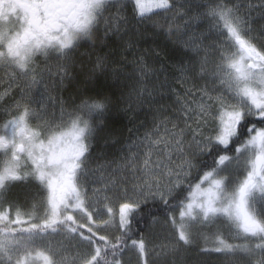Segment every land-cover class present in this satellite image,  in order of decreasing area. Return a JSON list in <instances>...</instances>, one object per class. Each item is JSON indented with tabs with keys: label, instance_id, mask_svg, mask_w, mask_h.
Segmentation results:
<instances>
[{
	"label": "snow or ice",
	"instance_id": "6c2138e0",
	"mask_svg": "<svg viewBox=\"0 0 264 264\" xmlns=\"http://www.w3.org/2000/svg\"><path fill=\"white\" fill-rule=\"evenodd\" d=\"M129 7L137 26L163 13L152 26L164 31L167 23L169 35L177 19L187 31L207 18L206 32L193 29L180 42L185 55L173 66L178 82L191 86L177 92L165 66L141 54L126 61L131 72L123 63L110 69L115 97L81 90L77 103L54 94L75 79L80 42L91 41L102 21L105 39L119 35ZM193 8L203 11L189 15ZM257 18L264 20V0H0V264H65L52 248L58 235L75 249L72 264H122L129 248L151 264L143 230L159 222L158 208L172 229L166 251L202 241L213 246L199 252L221 254L225 264H264V23L256 27ZM108 70L107 54H97L90 71ZM170 94L176 107L163 116L158 97ZM113 105L131 113L130 122L152 111L153 127L142 135L129 129L116 155L94 154ZM17 185L23 200L8 199ZM109 228L118 235L101 234Z\"/></svg>",
	"mask_w": 264,
	"mask_h": 264
},
{
	"label": "trees",
	"instance_id": "16d2710c",
	"mask_svg": "<svg viewBox=\"0 0 264 264\" xmlns=\"http://www.w3.org/2000/svg\"><path fill=\"white\" fill-rule=\"evenodd\" d=\"M200 2V0H197ZM197 11H203V9H195L189 11V15H193ZM112 13L115 12V9L112 8ZM128 15L130 17L127 26L123 25L121 22L120 27L122 31L119 35H110L108 38H104L103 23L101 22L100 29L96 31L93 35L91 41H81L79 45V50L77 49L73 53L74 60L76 61V69L74 70L75 79L71 82H67L66 87L62 93L57 90V93L61 94L65 100L71 102L73 98L76 99V102H79V97L81 95V90H83L84 95L98 96V95H111L115 97L117 95V85L118 81L115 80L110 71L111 68L119 67L122 63L125 65V71L131 72L132 66L128 65L126 61L132 60L134 57H138L141 54H144L147 61L152 64L154 67L159 68L163 64L166 68L169 84L172 88H175L177 92L183 93L184 88L190 87V84L181 85L177 77L180 75L176 71L174 65H177L183 61L184 58V49L180 43L183 40H187L188 36L191 34L193 29L197 32H206L208 29L209 21L207 18H201L199 21L193 25L192 28H189L187 31H180L183 18L177 19L173 27H176L178 30L169 35L167 34V28L169 25L165 23L163 25L164 31L154 28L152 26L153 21H160V15H152L151 19L146 20L140 25H136V21L131 19V8L128 9ZM174 15V12H169L168 16L171 17ZM264 20L257 18L255 20V26L259 27ZM209 41H205L208 43ZM129 45L131 48L129 49ZM154 50L159 52L160 55H154ZM81 52L83 54H81ZM108 56V71L103 73L96 72L92 73L90 70L93 68L96 55ZM203 55V53H201ZM43 58H41L42 60ZM40 63V62H38ZM53 64H55L53 62ZM82 65V69L80 68ZM41 67L43 64L41 63ZM4 74V70H0V75ZM91 77L86 79V77ZM161 79L163 75L161 74ZM175 95H167L160 99L158 97V104L163 105L167 108V111L163 113V116H168L172 109L176 107L174 101ZM120 105L111 106L108 111L104 114L105 124L96 133V142L93 152L103 151L109 157L116 155V150L119 146V143H123L129 137V129H132L133 134L142 135L145 131L153 127V115L152 111L142 109L138 112L136 119L130 122L129 116L131 113L125 114L123 111H120ZM163 116H157V119H162ZM142 125V126H141ZM260 126L259 124L257 125ZM115 139L118 141L117 144L111 143ZM105 141H108L106 144ZM120 175V174H118ZM22 192V186L17 185L12 188L11 192L6 194L8 199L17 198L23 200V196L20 195ZM25 211H30L31 209L27 206L24 209ZM158 216L159 220H164L166 218L164 211L162 209H157L154 213ZM26 218V217H25ZM149 227L143 230V234L151 228L153 225L151 221H148ZM20 227H27V225H20ZM207 231V230H205ZM101 234H106L110 236L118 235L113 229L109 228L102 232ZM139 239V235L134 237ZM213 245H204L202 241H197L193 246L186 248L190 252L195 254H200V258H203V264H224L221 254L211 253L203 254L199 252L200 248L203 247H212ZM130 248L125 250L123 255L118 257L122 261L129 256Z\"/></svg>",
	"mask_w": 264,
	"mask_h": 264
},
{
	"label": "rangeland",
	"instance_id": "374dc122",
	"mask_svg": "<svg viewBox=\"0 0 264 264\" xmlns=\"http://www.w3.org/2000/svg\"><path fill=\"white\" fill-rule=\"evenodd\" d=\"M146 2H148V0H146ZM108 15L109 13L105 14V16ZM102 29L104 31V23ZM81 54L83 53L81 52ZM52 66L53 70H55V64ZM165 220L166 218L153 224L144 235L145 239L148 241V247L151 250V255L148 257L151 264H173V262H175V264H203V258H200V254H195L185 248H181L180 251L172 253L166 251L162 247L171 243L169 234L172 232V229L170 225L165 224ZM51 241L52 248L57 253V259L60 260L66 257L65 264H72V257L75 253V249L68 247V242L65 237L60 235L54 236L51 238ZM232 242L240 243L241 241ZM222 259L225 264L226 258L223 255ZM122 264H142V261L136 250L130 248L129 256L122 261Z\"/></svg>",
	"mask_w": 264,
	"mask_h": 264
},
{
	"label": "flooded vegetation",
	"instance_id": "af4514ba",
	"mask_svg": "<svg viewBox=\"0 0 264 264\" xmlns=\"http://www.w3.org/2000/svg\"><path fill=\"white\" fill-rule=\"evenodd\" d=\"M113 1H115V0H113Z\"/></svg>",
	"mask_w": 264,
	"mask_h": 264
}]
</instances>
